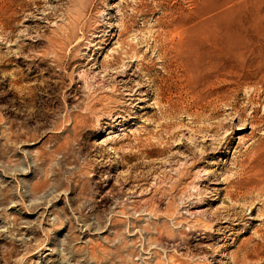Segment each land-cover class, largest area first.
<instances>
[{"label": "rangeland", "instance_id": "rangeland-1", "mask_svg": "<svg viewBox=\"0 0 264 264\" xmlns=\"http://www.w3.org/2000/svg\"><path fill=\"white\" fill-rule=\"evenodd\" d=\"M209 41L259 66L264 0H0V264H264V102L189 113Z\"/></svg>", "mask_w": 264, "mask_h": 264}, {"label": "bare ground", "instance_id": "bare-ground-1", "mask_svg": "<svg viewBox=\"0 0 264 264\" xmlns=\"http://www.w3.org/2000/svg\"><path fill=\"white\" fill-rule=\"evenodd\" d=\"M254 47L256 48L257 46ZM240 49L242 50V48ZM231 51L232 53H235V45H231V48H228L226 42L223 41H209L200 47L198 55H200V57L203 56L202 58L204 59L201 64L196 63L194 65V70H196L195 75L197 76V85H195L196 89H193L192 92L193 99L191 104L192 107H195V109L193 111L189 110V113L194 115V117H197V115H201L202 113L204 114V112H212L221 106H227L232 110V112H234L232 115L235 114L234 116H236V118H234L243 127L247 120L252 127H255L256 116L254 114H256L258 111L257 105L264 102V50L262 48L261 56L259 57L262 62L259 63V66L257 67L255 64L254 69H251L253 68V65L249 64L248 62L247 64H242L241 66L237 65V57H230ZM239 54L243 56L245 55V52H240ZM192 81L194 82L193 79ZM241 88L247 90L245 92L246 96L244 99V105H238L237 102L238 90ZM249 106L253 107V116L247 117L246 119V117L244 116H246L245 112ZM211 116L213 117V115ZM219 125L222 128L228 127V123H221ZM243 127L241 128L243 129ZM256 147L257 151H254H256L257 153L254 154V160L252 159L253 164L250 165L251 169L246 180V183L250 184V186H247L243 189V195L241 194L242 196L246 194H248L249 196V194L253 191L261 194L262 190H264V185L261 184V180L264 178V133L261 138H259V142ZM188 212L193 214L192 210L190 209L188 210ZM260 252H264V245H254L251 250H246L244 255L250 260H253L259 255Z\"/></svg>", "mask_w": 264, "mask_h": 264}]
</instances>
